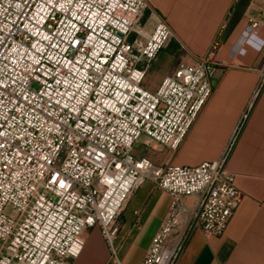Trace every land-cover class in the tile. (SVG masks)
Wrapping results in <instances>:
<instances>
[{"label": "built area", "instance_id": "1", "mask_svg": "<svg viewBox=\"0 0 264 264\" xmlns=\"http://www.w3.org/2000/svg\"><path fill=\"white\" fill-rule=\"evenodd\" d=\"M251 7L245 39L264 28V0ZM147 11L148 0H0V264H70L95 227L123 264L116 222L147 181L172 204L142 264L175 263L167 241L186 197H202L207 238L225 234L242 197L227 153L198 166L133 155L140 143L177 153L214 93L212 50L142 87L174 37L159 15L140 27Z\"/></svg>", "mask_w": 264, "mask_h": 264}, {"label": "crops", "instance_id": "2", "mask_svg": "<svg viewBox=\"0 0 264 264\" xmlns=\"http://www.w3.org/2000/svg\"><path fill=\"white\" fill-rule=\"evenodd\" d=\"M148 1L145 31H152L155 14L174 33L162 50L168 62L162 82L212 50L214 93L177 153L153 145L155 158H143L157 166H198L227 153V169L242 193L225 234L210 238L196 223L202 197L183 199L167 241L179 248L174 264H264V28L244 38L250 20L260 18L258 10L251 7L253 0ZM171 204L172 196L152 181L131 196L116 222L115 245L123 264H142ZM84 241L70 264H113L99 227L90 229Z\"/></svg>", "mask_w": 264, "mask_h": 264}, {"label": "rangeland", "instance_id": "3", "mask_svg": "<svg viewBox=\"0 0 264 264\" xmlns=\"http://www.w3.org/2000/svg\"><path fill=\"white\" fill-rule=\"evenodd\" d=\"M147 23L148 20L146 17H144L140 27H144V25ZM166 66H168L167 52L164 50L156 62L152 63L147 69V76L142 84V87L148 91L156 92L160 86V83L162 82L163 75L167 69ZM152 146L153 145L148 147L144 143L136 145L133 153L134 157L136 159H141L143 157L155 158V156L152 154ZM8 211L10 212L11 209H8Z\"/></svg>", "mask_w": 264, "mask_h": 264}, {"label": "trees", "instance_id": "4", "mask_svg": "<svg viewBox=\"0 0 264 264\" xmlns=\"http://www.w3.org/2000/svg\"><path fill=\"white\" fill-rule=\"evenodd\" d=\"M149 15V11L146 12L145 17L147 18Z\"/></svg>", "mask_w": 264, "mask_h": 264}]
</instances>
